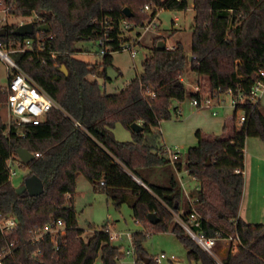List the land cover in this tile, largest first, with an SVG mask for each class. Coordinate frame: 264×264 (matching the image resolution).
Listing matches in <instances>:
<instances>
[{"label":"trees","instance_id":"trees-1","mask_svg":"<svg viewBox=\"0 0 264 264\" xmlns=\"http://www.w3.org/2000/svg\"><path fill=\"white\" fill-rule=\"evenodd\" d=\"M0 5L8 8L6 15L33 16L35 27L36 21L48 26L46 33L25 37L12 35L18 25L0 26L5 30L0 44L58 106L36 126L7 125L0 118V211L17 219V228L0 238V247L3 241L17 240V249L4 264H94L98 255L102 264L119 263L124 253L111 245L106 228L89 227L92 234L82 237L85 231L77 225L72 199L79 175L117 207L127 204L137 222H149L148 214H154L158 222L153 230L174 234L189 264H264V224L250 225L239 217L245 142L249 137L264 141V115L259 102L249 98L253 76L264 69V0H192L190 54L180 43L163 51H157L155 43L145 55L141 73L114 94H106L96 78L112 67V54L131 43L124 37L122 21L129 24L128 32L134 27L142 30L158 10L186 11L188 0H0ZM124 8L132 18L123 15ZM27 40L30 49H25ZM83 42L106 49L100 63L90 65L76 58L82 53L77 46ZM188 66L206 83L212 99L225 93L232 98L241 95L244 102L235 105L233 120L241 110L245 121L238 128L225 123L220 136L197 131L185 163L178 157L172 164L159 127L176 111L173 102H183L187 94L194 97L181 81ZM147 90L154 96L145 95ZM6 102L7 94L0 87V109ZM116 124L131 132L132 141L115 140ZM133 124L141 125L142 131H131ZM18 148L38 155L22 165L29 170L26 178L34 175L42 182L38 197L17 195L8 181L6 162L17 157ZM169 166L173 173L184 167L197 183L183 207L181 185L174 176L162 185L145 177ZM191 209L200 218L196 231L212 238L237 236V251L225 250L218 261L202 251L173 223L172 213L182 211L185 220ZM56 220L65 229L57 239L58 250L49 236L31 245L29 231ZM144 238L141 233L132 236L136 264H144L140 255L148 258L141 244ZM37 249L41 256L33 259ZM149 264L156 263L150 258Z\"/></svg>","mask_w":264,"mask_h":264},{"label":"rangeland","instance_id":"rangeland-1","mask_svg":"<svg viewBox=\"0 0 264 264\" xmlns=\"http://www.w3.org/2000/svg\"><path fill=\"white\" fill-rule=\"evenodd\" d=\"M192 0H188V9L186 11L158 10L153 23L145 29L138 27L131 31H125L124 37H129L132 48L136 53L135 59H131L130 52L123 50L112 54V67L119 73V77L114 81H105L104 78L97 77V83L106 94H114L125 87L127 82L133 80L142 71V62L148 51L153 45L162 41L166 49L174 47L180 43L184 50L189 52L191 47V31L193 25V12L190 10ZM1 10V5H0ZM149 12V10H145ZM5 20L8 25H19L20 22H32L34 17L16 18L4 15L0 12V21ZM146 23V22H144ZM147 24V23H146ZM145 24V25H146ZM132 27V26H131ZM140 33L137 38L136 34ZM82 53H77L76 58L84 63L93 65L101 62L99 47L93 42H83L77 46ZM188 93H191L192 87L198 86L200 90L209 94L206 83L191 72L188 66L181 80ZM7 85V72L5 65L0 62V87ZM203 88H202V87ZM232 97L225 93L211 100L210 108L196 109L191 105V98L187 94L183 102H173L172 106L177 107V111H171V117L162 121L159 127L160 139L166 148L178 149L181 162L185 163V155L189 148L195 146L197 131L203 134L220 136L223 134L224 123L235 125L238 128L240 117L243 115L238 110L233 120ZM259 108L264 115V93L259 100ZM215 113V115H213ZM0 118L4 123L10 125L13 121L9 117L7 108L0 109ZM114 138L118 142L132 141L131 132L121 124H116L113 129ZM245 171H244V189L240 204L239 214L242 220L250 225L264 224V141L259 138L249 137L245 143ZM16 176L11 180L14 188L19 187L29 170L26 167L15 166ZM179 181L183 193V202L186 198L184 193H192L196 189V182L190 178L185 169L180 173H173L172 168L157 170L145 175L149 181L162 185L168 182L169 178ZM73 207L76 213L77 225L84 230L83 238L92 234V230H101L108 228V232L118 235V239L110 240L111 245L120 248L121 251L132 250L134 247L131 240L127 237L141 233L145 236L142 241V247L148 259H155L164 254L166 257L173 256L176 261L170 262L162 260L158 264H189L186 258V250L178 238L171 232H156L149 222H137L132 217V210L127 204L120 207L99 190H94L91 184L82 175L76 179L75 192L73 194ZM173 223L177 224L173 219ZM217 261L224 256L225 250L219 245L213 249ZM135 257L124 256L118 264H133ZM94 264H102L100 255L96 258ZM198 264V263H191Z\"/></svg>","mask_w":264,"mask_h":264},{"label":"built area","instance_id":"built-area-1","mask_svg":"<svg viewBox=\"0 0 264 264\" xmlns=\"http://www.w3.org/2000/svg\"><path fill=\"white\" fill-rule=\"evenodd\" d=\"M145 10H149L148 6L144 7ZM7 7L1 6L0 12L4 15L7 14ZM154 19L151 23H153ZM5 23V20L0 21V26ZM31 23V22H29ZM39 26V22L36 21ZM150 23V24H151ZM27 24L25 22H20L19 26ZM149 24V25H150ZM123 30L126 31L129 28L127 21H122ZM134 45L125 44L123 45V50H128L130 52L131 59H135L136 53L133 51ZM31 48V42H25V49ZM9 50L4 48L0 44V62L5 65V70L7 72V85L4 91L7 94L6 108L9 113L10 119L13 121L10 125L22 126V125H33L36 126L45 117V115L52 109H58L56 102L48 96L44 91H42L26 74H24L16 63L11 59ZM106 52L105 50L100 51L101 57ZM55 57L54 55L52 56ZM129 82L125 84L128 86ZM191 93L194 97L191 98V105L196 109L210 108L211 100L209 94L203 93L198 86L192 87ZM264 93V69L256 73L252 78V86L249 93V98L252 103H258L262 94ZM230 95V93H228ZM145 95L153 97L154 95L150 91H146ZM195 95H200L199 98ZM231 96V95H230ZM244 98L239 95L237 98H232V106L239 103H243ZM215 115V113H213ZM245 121L244 115L240 117L239 125L243 124ZM165 153L173 164L177 161L179 157L178 149L166 148ZM36 154L34 157H37ZM23 163L14 156H11L6 162L7 178L11 182L14 176H16L15 166L22 167ZM141 184L138 180H136ZM142 185V184H141ZM143 186V185H142ZM190 205L193 206V201H189ZM173 219L177 225L186 233L190 240H192L202 251L207 253L209 256L215 258L213 249L218 245L223 250H229L234 253L237 251L240 242L237 236L220 237L217 235L215 238L206 237L203 233L196 231L195 229L200 226L199 215L194 209L188 213L186 219L181 217V213H172ZM17 228V219L12 215H4L0 211V238L4 239L9 233H12ZM64 224L61 220L51 221L44 225L41 229L30 230V243L31 245H36L37 243L43 241L46 236H49L55 247V251L58 250L57 239L64 233ZM108 232V231H107ZM110 240L118 239V235L114 233H109ZM131 240L132 237L127 235ZM17 240L3 241L0 247V264H4L5 261L13 255L17 249ZM124 256H134V251L126 250L123 252ZM41 256V251L39 249L32 253V258L37 259ZM162 260H168L170 262L176 261L175 257H166L164 254L159 255L154 259L156 264L160 263ZM133 264H136L135 259Z\"/></svg>","mask_w":264,"mask_h":264},{"label":"water","instance_id":"water-1","mask_svg":"<svg viewBox=\"0 0 264 264\" xmlns=\"http://www.w3.org/2000/svg\"><path fill=\"white\" fill-rule=\"evenodd\" d=\"M122 12L126 18H132L133 16L128 8H124ZM48 31H49V28L47 25H40V26L35 27L33 23H27V24L17 27L12 32V35L17 36V37H25V36H32L35 32L46 33ZM4 34H5V30L1 29L0 37L4 36ZM165 48L166 47L162 41L157 43V46H156L157 51H163ZM189 59L191 60L192 57H190ZM60 71L65 75L67 73L63 66L60 68ZM99 77L100 78L105 77V79H107L108 81H114L118 78V71L113 67H108L105 70V76H99ZM130 129L131 131L135 133H140L142 131V127L139 124L131 125ZM15 153H16L17 158L25 165H27L34 159V155L23 148H18L15 151ZM15 192L17 195H22L26 193L29 197H38L42 195L43 193V185H42V182L36 176L32 175V176L25 178L23 183L19 187L15 188ZM147 218L151 225H155L158 222V219L156 218L154 214H148ZM139 257H140V260L144 264H149L148 258L142 255H140Z\"/></svg>","mask_w":264,"mask_h":264},{"label":"crops","instance_id":"crops-1","mask_svg":"<svg viewBox=\"0 0 264 264\" xmlns=\"http://www.w3.org/2000/svg\"><path fill=\"white\" fill-rule=\"evenodd\" d=\"M190 10L193 12V9H192V5H191V7H190ZM186 52V51H185ZM187 53V55H189L190 54V50H189V52H186ZM181 80H182V78H181ZM176 108V111H177V107H175ZM234 112V111H233ZM225 124V123H224ZM224 126V125H223ZM246 143V142H245ZM244 151H245V146H244ZM182 164H184L183 162H182ZM184 169V167H182V170ZM244 171H245V158H244ZM180 173V172H179ZM188 173V172H187ZM243 175H244V172H243ZM190 178L191 179H193L191 176H190ZM194 180V179H193ZM195 181V180H194ZM196 188H197V183H196ZM243 189H244V187H243ZM196 190V189H195ZM191 193H189V194H187V193H184V195H186V198L188 199V197H189V195H190ZM243 195V194H242ZM186 199V200H187ZM242 200V199H241ZM241 204V203H240ZM239 211H240V209H239ZM180 213H182V211L180 212ZM239 217H240V219L242 220V218H241V216H240V214H239ZM243 221V220H242ZM106 230L108 231V228H106ZM110 233V232H109Z\"/></svg>","mask_w":264,"mask_h":264}]
</instances>
